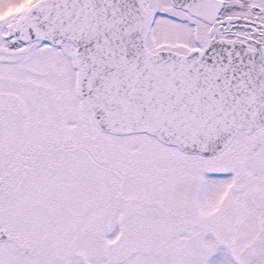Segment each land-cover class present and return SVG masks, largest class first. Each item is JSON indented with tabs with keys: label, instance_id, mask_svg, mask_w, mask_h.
<instances>
[{
	"label": "snow or ice",
	"instance_id": "6c2138e0",
	"mask_svg": "<svg viewBox=\"0 0 264 264\" xmlns=\"http://www.w3.org/2000/svg\"><path fill=\"white\" fill-rule=\"evenodd\" d=\"M0 264H264V0H0Z\"/></svg>",
	"mask_w": 264,
	"mask_h": 264
}]
</instances>
